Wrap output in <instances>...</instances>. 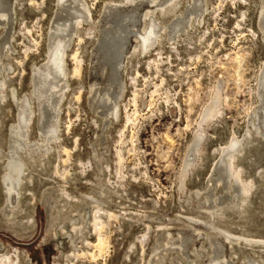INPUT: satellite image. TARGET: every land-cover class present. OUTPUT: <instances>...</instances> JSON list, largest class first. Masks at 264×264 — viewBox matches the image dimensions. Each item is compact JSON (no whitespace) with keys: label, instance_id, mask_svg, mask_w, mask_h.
<instances>
[{"label":"rangeland","instance_id":"obj_1","mask_svg":"<svg viewBox=\"0 0 264 264\" xmlns=\"http://www.w3.org/2000/svg\"><path fill=\"white\" fill-rule=\"evenodd\" d=\"M85 1L93 23L110 22L106 29L114 33L101 46L97 33V37L82 35V39L74 34L65 48L68 87L53 125L57 140L48 142L55 149L44 154L45 159L39 157L36 165L28 164L30 183L21 191L22 210L14 217H3L5 201L0 190V255L9 254L12 263L7 264H24L27 258L30 264H208L213 257H217L216 264H261L264 245L257 248L253 244L251 251L256 252L252 253L240 240L229 250L228 241L210 226L264 240V98L259 97L261 89L264 93L263 86L260 89L264 0H178L173 13L161 17L156 12L159 25L166 24V36L145 53L139 46L133 52V36L136 30H143L140 16L150 8L147 0L136 11H119L122 17L115 11L105 13L112 0ZM32 2L5 0L6 6L12 3L15 7L16 20L7 24V39L0 28V80L4 78L6 83L0 88L6 93L0 100V148L4 153L14 126L22 125L13 90L28 110L26 99H34L35 68L51 66L48 45L58 17L57 0ZM130 11L134 12L131 21L120 22ZM175 21L180 25L172 26ZM82 27L87 29L85 24ZM74 53L80 67L75 74ZM94 89L110 92L112 102L95 105ZM217 89L221 91L219 113L203 126L204 144L196 163L182 177L203 111ZM113 101L118 114L113 112ZM44 104L40 103L41 109ZM38 110L36 107L28 122L30 142L40 141L39 128L48 130L41 126ZM234 138L243 145L232 164L242 183L252 184L249 203L235 199L234 209L209 215L207 208L212 209L213 202L224 206L232 199L233 189L241 186L232 182L224 190L222 182L215 183V177L224 174L221 164L216 167L220 153ZM2 164L0 174L5 168ZM59 194L65 200L57 198ZM49 195L65 216L87 208L83 215L90 219L92 229L73 233L77 238L73 246L58 227L46 229L41 202ZM90 200L100 201L102 215L95 214ZM94 215L101 217L99 222L105 226L101 233L107 242L98 255L91 245L96 242ZM207 216L214 225L200 221ZM194 227L200 231L194 232ZM203 231L209 233L207 238ZM82 235L88 245L82 242ZM216 240L223 244L220 249L214 245Z\"/></svg>","mask_w":264,"mask_h":264},{"label":"bare ground","instance_id":"obj_2","mask_svg":"<svg viewBox=\"0 0 264 264\" xmlns=\"http://www.w3.org/2000/svg\"><path fill=\"white\" fill-rule=\"evenodd\" d=\"M11 1H13V0H11ZM18 1H20V0H18ZM32 1L33 0H30V3ZM140 2H142V0H112V1H109L107 3V8H105L106 9L105 13L109 14V13H113V11H115V12H117L116 14H118V15H120V17H122L119 11L124 12V11H126L125 9H132V8H134V11H136V8L139 6ZM146 2L148 3V5L150 7V8L149 7L148 8L150 10L147 9V11L145 13H143L142 15L140 14L141 15L140 20L144 21L143 22V30L142 31L136 30V35H134V36L132 35L134 37L133 43H135V45L133 47V52L141 49V53L142 52L145 53L146 51H149L150 47L155 45L154 43L161 42L160 40L163 37V35L166 36V34H165L166 24L162 23L161 25H159L161 20L159 21V18L156 17L157 16L156 12L158 11L160 13L161 17L164 15L166 16L170 13H173L174 9L176 10V7L179 5L178 0H158V1L157 0H147ZM32 4H33V2H32ZM34 4H36V2ZM261 11L264 15V3L262 4V10ZM57 12H58V14H57L58 17L55 19V22L52 24V27L50 29V35H49L50 41H49V45H48V51L50 53L49 54V56H50L49 64L51 66H47L45 69L35 68V70L33 72L34 78H35V80H34V78H33V80L35 82L33 84V94H32L34 99H26V100H28L26 103V109H28V110H25V105L23 102L20 101L21 99L19 100L17 98L18 96H16L15 90H13V93L11 94L14 103L17 104L19 111L23 115V117H22V122H21L22 125H17V126L15 125L16 127L14 126L13 131L9 135V139L7 140L8 152L4 153L0 148V162H2L3 163L2 165L5 166V168L3 169V172L0 174V180H1L0 181V190H1L2 194L4 195V201H5L3 204L4 208H2V215L5 218H9L10 216L14 217L16 213L21 212V210H22V207L20 205V203L22 202V201H20V196L22 194L21 191H23L25 189V187H24V186H26L25 184L30 180V175L28 176V174H27V166H28V164L32 165V163L37 162L36 160L39 159V157H41V156L43 157L44 154L46 155L47 152L51 151L52 147L48 145V142H49V140L56 139L58 136V135H56V131H55L53 125L58 121V119L56 121V117H59V116H57V110L59 109L58 104H59L62 96L64 95L63 94V91H65L64 88L67 89V87H68V83H67L68 80H66L67 71L65 68L66 66H65L64 54L66 53L65 48L67 47V45H69V42L72 39V36H74V34L75 35L78 34L79 38H81L82 35H85V37L86 36L90 37L91 35L97 37V34H98L100 37L97 38V41L99 42V45L101 46V45H103L105 40H107V39L111 40L110 36L112 33H114V32H108L109 30L106 29V27H108V26L111 27L110 22L109 23L105 22L104 25L102 24L101 26L95 25L93 23L92 18H91V14H90L91 10H90L89 5L86 3L85 0H57ZM130 12H132V11H130ZM133 14H134V12L127 13L126 16H124V18L119 19V21L120 22L121 21H124V22L131 21L132 18H130V17H132ZM15 18H16V9L13 6V4L11 3V5L6 6L5 0H0V28L3 29L2 30L3 35L6 39H7V33L9 32L8 31L9 27L7 26V24H9L12 20L14 21ZM176 23H177L176 25H172V26L177 27L180 25L179 22H176ZM83 24H85L87 26V29H83V27H82ZM115 25L118 26L119 24L116 23ZM132 26L134 27V25H132ZM121 28L120 29L118 28L116 30H121ZM122 32L125 33L123 30L121 31V33ZM95 33H97V34H95ZM167 36H169V35H167ZM5 38H4V40H5ZM164 39H165V37H164ZM167 39L169 40L172 38L168 37ZM5 42H8V41L5 40L4 43ZM168 42H170V41H168ZM4 43H3V46H4ZM138 46L140 48L136 49ZM125 57H126V55H125ZM72 59L75 61V67L73 70V73L75 74V73H77L78 67H79V60L78 61L76 60L75 53L73 54ZM120 59H121V57H120ZM119 62H120V64L122 63V61H119ZM117 65H118V63H117ZM0 69H1V67H0ZM6 72H8L7 69H6ZM36 77H38L39 80H36ZM3 79L0 80V88H2L1 86L6 84V83L4 84L5 80H3ZM6 82H7V79H6ZM8 83H10V82H8ZM261 87L264 89V73L261 76L260 89H261ZM3 91H2V89L0 91V100L5 99L4 96L6 93L4 92L5 94H3ZM92 93L94 94V95L92 94L93 95L92 99H97L95 101V105H97V106H100L99 103H102L103 105H105L107 102H110V103L112 102V100H111L112 98L109 95L110 92H108V91L101 92V91H98L96 89ZM259 97L264 98V93H263L262 89L259 91ZM211 100H210L211 103L209 104V106H207L203 111V116L201 118V124H199L200 125L199 130L194 134L193 143H192L193 146H192V150L190 152V153H192V154H190L192 156H190V158L186 157V159L184 160L183 169H182L183 173L181 174L182 177H185V174L187 173L186 168H188L190 166L193 167L192 165L196 163V156H197L196 154H198V152L202 148V145L204 144V143H202L203 142L202 140L204 139V135L202 134L203 126H206L209 123H211L213 121V119L216 118V116L219 113L218 106L221 102L220 101L221 100V91L219 89L214 91V94H213ZM43 102L45 104L41 109L40 103H43ZM35 106L38 107V109H39L38 110L39 122H40V119L42 117V122H40L41 126L43 124L46 125L48 130L46 131V130H42L43 128L42 129L39 128L40 130L38 131V136H39L40 141L34 140L33 142H30V140H29L30 136L28 134V130H30L31 128H29L28 130H27V128H28V125H30V123H28L30 120V117L32 118V114H34V112H35V108H36ZM113 106H114L113 112H114V114H116L118 112L117 111V107H118L117 102L113 101ZM48 110L51 111V114L49 113ZM253 114H255V116L257 115L256 113H253ZM33 118H34V116H33ZM47 119H50L51 123L46 122L45 120H47ZM48 123H49V125H48ZM257 128H256V130H257ZM257 132H258V130H257ZM258 134H259L260 138L263 137V135L260 132H258ZM51 142L53 143V141H51ZM242 145L243 144L241 142H239V140L234 138L230 142L228 148L223 147L224 151H222L220 153V156H222V157L221 158L219 157L220 160L217 162L216 167L219 166L218 164H221L223 166L222 170H223L224 174L223 175L218 174L215 177V181H216L215 183L217 184L219 182H222L224 184V187H223L224 190H227L226 185L229 183L232 184V182L234 184L240 183L241 186L239 189H233L234 194L231 197L232 199H229L228 203H226V204L223 203L224 206H221V205L219 206V203L217 201L213 202L212 209H214V210H212L211 208H207V210H209L208 212H210L209 215H212V213H213L215 216L218 211H224V210L229 209V208L232 209L235 205H237L235 203L236 201H234L235 199L238 200L239 203L240 202H242V203L247 202V199H248L247 193L249 192V189L251 188L252 184L251 183L247 184V185L243 184L242 180L240 178V175H239L240 172L237 171V169H235L233 164H232L233 157L239 155L240 151L242 150ZM60 148H62V147H60ZM60 148H57V150H55V151H58V149H60ZM62 149L65 152V149L64 148H62ZM51 154H52V152L50 153V155ZM44 157H46V156H44ZM34 165H36V163ZM225 174H226V176H225ZM29 183H30V181H29ZM181 183H182V180H181ZM62 195L59 194L57 196V198L61 199ZM89 197L87 199H89ZM63 200H65V198ZM67 200H66V202H67ZM90 202H91V203H89L90 206H93L92 209H95V212H96L95 214L100 213L102 215V213H104V211L101 210V208H100L101 205H99V204H101V203L99 200H92V201L90 200ZM53 203H55V202H53ZM53 203H52L50 195L46 198H43V200L41 202V204L45 208V213H46V219H47L46 220V229H47V231H49V230H53L54 227H58L62 234H66L67 238L69 239V242L71 243V246H73L74 243L77 241L76 240L77 238H76V236L75 237L73 236V233H75V235L77 233L82 234V230L83 231L86 230L87 232H85V233H88L89 228H91V226L89 227L90 219L87 218V220H86L85 219L86 217H84V215H83V212H85V210L87 208H85V210H83V208H82V210L76 211L74 214H71L70 216L69 215L65 216L66 214L64 215L63 208L61 211H59L57 209V204L54 205ZM247 203H249V202H247ZM63 204H65V202H63ZM65 206H67V204ZM236 208H237V206H236ZM88 216L89 215H87V217ZM218 217H220V216H218ZM100 218L101 217L94 215V218L92 219V223H93L92 227H93V230L96 232V234H94V235H96V242L94 244H91V245L94 246V248H95L94 250L97 251V255L102 251L104 244L107 243L106 238H105L106 236L104 235L105 233L104 234L101 233L102 227H105V226H103V224L99 222V221H101ZM11 221H13V220H10V219L8 220V222H11ZM194 221H196V220H193V222ZM200 221L202 223L205 222V224L207 223L208 225H211V224L214 225L213 223H211V221H209L208 216L205 219L200 220ZM66 223H68L67 225H69L71 232L68 231L69 229L66 230ZM196 223H197V221H196ZM16 225H18V224H16ZM210 227H213V228H211L212 230L215 228L216 229L215 232L220 233V235L222 234L224 239L226 241H228L229 250L230 249L232 250V243L237 244L238 241H240V240H242L244 247L246 245L249 246L250 251L252 250V247L254 245H256L257 248H261L262 245H264V240H262V239H252V238H250L246 235H243V234L234 235L231 233V231L229 229L219 228V227H215V226H210ZM192 230L194 232L200 231V230L198 231V228H195V227ZM202 234L206 238L209 236V233L207 231H203ZM81 238H82V242L86 243L87 245L90 243V242L86 241V238H84L83 235ZM206 240L208 241L207 244L210 247L212 245V240H209V239H206ZM214 245L219 246V249H220V247H222L223 244L216 240L214 242ZM86 247H88V246H86ZM73 248H75V247H73ZM212 248H214V247H212ZM0 249H3L1 244H0ZM221 250H223V249H221ZM234 250H236V249L234 248ZM256 250H258V249H256ZM263 250H264V248H263ZM209 252H210V250H209ZM254 252H256V251H254ZM254 252H252V253H254ZM158 253H161V252H158ZM72 254H74V253H72ZM100 254H102V253H100ZM210 257H212V256H210ZM10 259L11 258H9V254L4 253V254L0 255V264H7L8 262H10ZM94 259H95V257H94ZM216 260H217V257L210 258L208 260V264H216L215 263ZM161 261L162 260H160L159 262H161ZM222 262H223V260H222ZM224 262L227 264V261H224ZM10 263H12V262H10ZM260 263L264 264V260L262 258L260 259ZM24 264H29L28 259H26L24 261Z\"/></svg>","mask_w":264,"mask_h":264},{"label":"flooded vegetation","instance_id":"obj_3","mask_svg":"<svg viewBox=\"0 0 264 264\" xmlns=\"http://www.w3.org/2000/svg\"><path fill=\"white\" fill-rule=\"evenodd\" d=\"M28 259V258H27ZM29 264H30V262H29Z\"/></svg>","mask_w":264,"mask_h":264}]
</instances>
